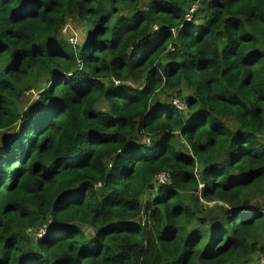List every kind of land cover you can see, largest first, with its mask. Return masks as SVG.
<instances>
[{"label": "trees", "instance_id": "16d2710c", "mask_svg": "<svg viewBox=\"0 0 264 264\" xmlns=\"http://www.w3.org/2000/svg\"><path fill=\"white\" fill-rule=\"evenodd\" d=\"M263 239L264 0H0V264H247Z\"/></svg>", "mask_w": 264, "mask_h": 264}, {"label": "rangeland", "instance_id": "374dc122", "mask_svg": "<svg viewBox=\"0 0 264 264\" xmlns=\"http://www.w3.org/2000/svg\"><path fill=\"white\" fill-rule=\"evenodd\" d=\"M87 29H89V25H87ZM63 34L69 38L70 41L76 42L77 43L81 40V37L83 36V29L79 26L78 22L74 19H69L67 21V23L65 24V26L62 29ZM64 36V37H65ZM170 93V92H169ZM174 93H172L169 97L166 98V94H162L160 95V99H167L170 100V98L175 99ZM182 105H184V103L181 101V99L179 97L176 98ZM30 99V97H26L25 98V102L28 101ZM183 106H180V108H182ZM167 176V174H165ZM157 184H161L160 182H156ZM45 233V228H41L38 229L36 232L32 231L31 235L37 236V237H41V235H43ZM263 242V249H264V239L262 240ZM247 264H264V250L262 253H255L253 255H251L248 258Z\"/></svg>", "mask_w": 264, "mask_h": 264}, {"label": "built area", "instance_id": "2783aa9c", "mask_svg": "<svg viewBox=\"0 0 264 264\" xmlns=\"http://www.w3.org/2000/svg\"><path fill=\"white\" fill-rule=\"evenodd\" d=\"M196 6L195 5H191V7L189 8L187 14L185 15V21H189L192 13L194 12ZM156 28V27H155ZM173 104L175 106H177L179 109H185V105H182L181 103H179V101L177 99L173 100ZM180 106H183L182 108H180ZM146 142V140H145ZM167 181V176L165 175V173H160L157 177H156V182H160L162 184H164Z\"/></svg>", "mask_w": 264, "mask_h": 264}]
</instances>
